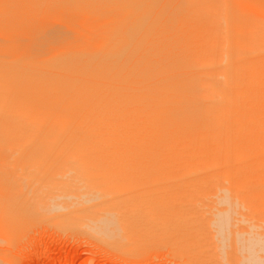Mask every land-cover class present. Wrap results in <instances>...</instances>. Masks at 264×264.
Wrapping results in <instances>:
<instances>
[{"label":"bare ground","instance_id":"1","mask_svg":"<svg viewBox=\"0 0 264 264\" xmlns=\"http://www.w3.org/2000/svg\"><path fill=\"white\" fill-rule=\"evenodd\" d=\"M96 1L0 18V232L43 218L264 264L261 0Z\"/></svg>","mask_w":264,"mask_h":264},{"label":"rangeland","instance_id":"2","mask_svg":"<svg viewBox=\"0 0 264 264\" xmlns=\"http://www.w3.org/2000/svg\"><path fill=\"white\" fill-rule=\"evenodd\" d=\"M28 1L29 3H31L32 0H28ZM62 1L64 3H68V2L70 3V1L72 2V0H62ZM73 1H76V2L83 1L84 2V0L82 1L73 0ZM88 1H90V4H92L91 1L95 2L96 0H88ZM24 2L27 3V0H24V1L22 0H0V18L6 21L10 18H12V20H15L16 17L17 18L19 17L18 20L16 19L15 23L20 20L19 22H24V23L27 22L26 24L23 23L26 26L28 24L30 25L38 24V23L32 22L31 20L32 18L29 17L28 15L27 11L30 10L29 4L27 5L25 3L26 4L25 6H28V10L27 9L26 11L23 10L25 9L24 4H23ZM99 2H101V0ZM260 3L263 4V5L261 4V6L264 8V0H261ZM70 5L71 4H69V6ZM21 9L25 13L24 14L25 17L22 16L23 14L22 15L20 14V12L22 11ZM13 15H16L15 18H13L14 17ZM21 16H22V19H21ZM5 21L3 23L4 26H6ZM10 23H13V22L12 21L8 22V24ZM67 23L68 22H66V24ZM53 161H55L54 163H57V160H53ZM53 161L51 163H53ZM1 164L2 162L0 161V166ZM119 172H117L118 175H119ZM4 174L5 175L0 174V186L7 187L13 184V181L10 180L6 172ZM133 175H135V173L132 174L131 176ZM96 176H99V175H96ZM124 176H122V178ZM137 176L138 177L134 176L135 179L140 178L139 177L140 175H137ZM126 177L127 178L129 177L128 179L124 178L126 181L132 178L129 175ZM122 178H119V179L123 180ZM120 193H122V191ZM117 194L121 195L119 193ZM137 196L139 198H145V199L147 198V199L152 200L155 197H160L161 194H159L157 191L147 190V191L137 194ZM257 209H253V210L248 209L246 212L248 211L252 213L254 212L255 214L254 213L253 214L250 213V214L257 216L259 220L263 221L264 220V217H263L264 209L262 210L260 209L257 210ZM41 219L44 221H42ZM33 220L34 221L37 220L38 222L36 221L35 223L32 220H31L32 221L31 223L30 221L26 222L25 224L21 225L23 230L19 228L21 232L18 229V231H15L17 233L14 232V235L12 232H10L11 235L7 234L8 231L4 234L0 232V264H202V262L199 259V255L194 254V252L193 253L189 252L191 250L190 247H189L190 250L186 251L188 246L190 245H187V248L184 246L180 247L183 250L185 249V252L187 255L191 253L189 256H187L186 254L184 255L185 252L183 253V250H182V253H181L180 252L181 249L179 248V246H177L178 248L175 247L176 245L175 246L173 245V241L172 240L170 241L168 239L169 237L168 238L166 237L167 240H163L165 236H161L160 239L158 238L157 240H152V241L147 240L145 242L138 243L137 244L138 246L134 245L133 244L134 239L131 237L133 235L132 234L133 230L131 229L132 228L131 226H130L131 228H126L125 230H128L127 233H129V230L131 229V232H132V233L130 232L132 234L130 235L131 239L130 237L128 238H129V241L132 240V243L131 244L128 243L127 237L125 238L124 236L122 241L124 243L126 241L125 244L127 245L130 244V246L128 245L125 248H123L122 246H125V245L121 244L122 242H119L118 240L116 241L115 240L116 237L110 238V239L106 238L107 240L113 241L112 243L116 241L114 244L110 243L111 241L109 242L105 238H104L105 240L104 239L100 240V237H98L99 240H97V237H94L92 233H89L87 229H85L86 231L81 228L79 229L78 226L76 227L73 224H71L72 226L71 227L69 225L70 224L69 222H65L67 224L62 225L63 224L62 221H55V222L52 221L51 222L50 221L51 219L47 220L43 218H40V219L36 218ZM58 222H60V224H58ZM129 223L130 221L128 222V224ZM261 225L262 223L258 222L255 226H253V230L259 231L260 229L264 228V225L263 226ZM23 226L26 228H24ZM236 229H239V227H236ZM139 234L140 235L142 234L144 238L143 240H145L146 236L144 237V234L145 235L147 234L146 233H139ZM122 237H117V239L119 238V240L121 241L120 238ZM162 237L164 238L162 239ZM168 240L169 242H172V244H170L169 242H166ZM229 240H231L230 245L234 243L238 248H239L240 243L242 244L246 243L244 239H240L238 234H236L234 238H230ZM106 241L107 243L109 242L110 244L109 243L107 244ZM134 243L136 244L135 241ZM191 258L194 259V261ZM226 260L228 261V258H226ZM195 261H198V262H195ZM228 264L230 263L228 262Z\"/></svg>","mask_w":264,"mask_h":264}]
</instances>
